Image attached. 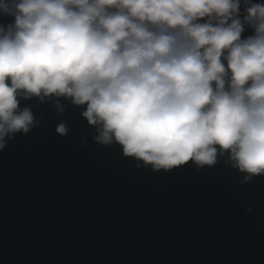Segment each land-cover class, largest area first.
Masks as SVG:
<instances>
[{"label":"clouds","instance_id":"clouds-1","mask_svg":"<svg viewBox=\"0 0 264 264\" xmlns=\"http://www.w3.org/2000/svg\"><path fill=\"white\" fill-rule=\"evenodd\" d=\"M240 6L0 0V15L14 17L0 25V150L34 126L18 96H56L87 105L97 143L116 142L156 171L228 153L245 181L264 174V4L243 21ZM245 24L255 34L241 39Z\"/></svg>","mask_w":264,"mask_h":264},{"label":"water","instance_id":"water-1","mask_svg":"<svg viewBox=\"0 0 264 264\" xmlns=\"http://www.w3.org/2000/svg\"><path fill=\"white\" fill-rule=\"evenodd\" d=\"M17 99L34 126L0 150V264H264V174L245 181L228 153L156 171L97 143L87 105Z\"/></svg>","mask_w":264,"mask_h":264}]
</instances>
